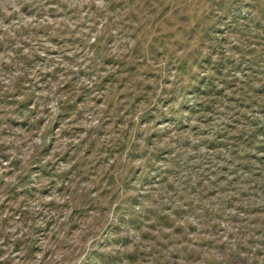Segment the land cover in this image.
I'll return each instance as SVG.
<instances>
[{
  "label": "rangeland",
  "instance_id": "1",
  "mask_svg": "<svg viewBox=\"0 0 264 264\" xmlns=\"http://www.w3.org/2000/svg\"><path fill=\"white\" fill-rule=\"evenodd\" d=\"M222 2L228 19L219 20L216 36L204 41L203 47L197 46L196 38L188 33L187 28L210 8L215 10L214 1L149 0L145 4L144 0H133L128 3L125 8L131 10L136 9L138 4L143 5L138 22L144 25L139 37L127 36L115 41L119 58L125 54L129 56L131 48L149 56V34L156 38L150 46L155 57L150 62L148 59L149 66L144 63L136 65L132 74L129 73L131 86L124 94L122 92L126 89H117L116 85L106 86L100 90L103 96L101 101L96 96H89L85 111L77 114L73 111L54 125L52 135L47 137L49 143L45 151L41 148L40 140L45 123L39 127L11 124V120L19 121L22 117L15 108V103L0 100V264H160L166 258L170 261H165L164 264H184L182 259L180 261L176 257L172 260L173 257H168L167 253L154 251L155 240L160 238L165 241L166 237L162 238L161 231L168 230L165 226L153 223L156 220L153 212H164L163 208L166 206V200L157 194L164 190L166 197L174 200L172 204L180 205L182 201L176 200L179 191L168 185L159 187L166 181L155 180L153 185L156 187L152 195L144 198L136 196L132 206L125 202L128 195L133 196L139 191L138 187L142 182L136 180V175L147 165L148 153L161 150L165 140H169L167 138H170V132L177 129L172 121L161 119L159 123L144 111L151 108L161 94V97H168L169 101L158 104L155 110L151 109V114L158 113V106L165 111L178 108L184 122L189 125L196 122L197 113H190L183 105L179 106L180 102L185 103V98H191L188 93L183 94L182 84L185 83L187 87L189 84L186 81H190L192 72L199 70L198 65L193 64V52L198 49L202 57L205 53L210 54L212 63L221 62L224 58L226 63L221 74L226 76L223 79L225 85L231 81V73L237 67L239 70L236 75L243 77L242 68L245 67L242 63L246 59L256 60L258 55L262 56L264 53V33L260 30L264 20L255 17L253 23L247 19L231 22L228 12L231 0ZM0 3L15 6L20 4L16 0H0ZM55 4L57 5H52ZM61 4L56 9L47 4L42 12L22 11L19 23L24 25L28 17L42 18L46 15L57 21L62 18L65 22H71V14ZM84 12L82 9V15ZM243 12L249 14L247 11ZM0 17L4 18L5 25L15 21H7L4 13H0ZM152 24L157 29H151ZM15 28H0V36L3 37L0 39V93L12 89L18 76L16 73L21 74L25 68L23 54L28 47L25 36L30 35L33 39L42 37L32 31H18L16 34ZM28 28L30 29L25 27ZM216 40H220L218 45ZM17 44L24 47L22 53L19 52L21 47H16ZM207 46L213 49L208 50ZM73 52L71 48L66 53ZM130 57L133 63L139 62L134 54ZM176 59L184 70L178 67ZM40 60L41 57L36 58L31 64V72L35 68L40 69ZM238 62L241 65L238 66ZM231 63L235 67H231ZM53 64L57 66V61ZM80 67L84 68V65ZM147 69L154 72V75L143 77L142 73L149 72H145ZM43 70L44 73L48 72L45 71L47 69ZM110 70L115 69L111 67ZM90 71L94 73L95 69L91 68ZM84 76L82 81L79 79L80 82H86L89 78ZM142 78L144 85L151 84L144 94L147 100L144 102L134 97L133 102L129 93H143L142 89L134 87V81ZM5 81L8 83H4ZM54 82L57 83L56 80ZM189 86L192 87V83ZM187 90L190 92V89ZM38 93L47 97L45 100L40 99V108L44 110L47 105L54 104L55 97L46 87H40ZM172 96L177 98L173 99ZM97 118H101V124L89 127L92 120ZM124 131L128 134L139 133L134 141L137 142L136 151L140 157H130L129 145L122 150L117 149V143L123 140ZM155 132L157 133L151 137V143H145V136ZM185 133L191 139L194 136L188 131ZM189 152L185 151V154ZM166 163L155 161L154 166L167 165ZM129 168L135 172L128 171ZM160 169L154 167L152 174H158ZM183 178L177 173L169 175L167 180L175 182ZM127 179L128 183H125ZM150 186L146 184L142 190L145 192ZM182 186L183 184L180 188ZM180 194H184V191H180ZM138 201H141L139 205ZM119 202L121 205L118 208L121 210H116ZM140 206L143 210H150L145 213L147 217L140 213ZM134 217L142 221V224L135 225ZM144 233L148 237H143ZM40 253H43V259L38 258ZM160 253L164 255L159 256ZM54 255H59L60 258L50 261L48 257Z\"/></svg>",
  "mask_w": 264,
  "mask_h": 264
},
{
  "label": "trees",
  "instance_id": "2",
  "mask_svg": "<svg viewBox=\"0 0 264 264\" xmlns=\"http://www.w3.org/2000/svg\"><path fill=\"white\" fill-rule=\"evenodd\" d=\"M16 1L20 3V12L14 13L10 18L4 14L7 21L15 19L17 22L12 25L16 27L15 33L32 31L43 38L25 36V44L28 46L23 54L25 68L17 76L12 89L0 93V100L15 103V108L22 117L19 121L11 120V124L39 127L45 123L40 134L41 148L45 151L49 143L47 137L52 135L53 126L73 111L76 114L85 111L89 96H96L101 101L103 96L100 90L112 85H116L117 89H126L123 94L127 91L131 86L129 73L132 74L136 65L144 63L149 66L150 60L155 57L150 46L156 38L149 34V56L131 48L129 56L125 54L119 58L115 41L121 37H139L144 25L138 22V16L144 9L142 4L132 10L125 8L133 0H102L99 6L95 3L81 4L77 0ZM148 1L144 0V3L147 4ZM212 1L215 3V10L210 8L187 28L188 33L196 38L199 47L205 46L204 41L214 39L216 29H219V20L228 17L222 0ZM53 3L59 6L55 4L54 9L60 8L62 3L61 6L71 14L72 21H63L58 28L51 25L38 29L29 26V30L19 23L22 11L42 12L47 4L50 7ZM244 8L248 10H242ZM82 9L85 11L83 15ZM243 11L249 14H244ZM228 12L231 22L235 23L238 19H247L253 23L255 17L264 20V0H231ZM256 25L259 26L258 23ZM151 29H157V26L152 24ZM260 30L264 33V25ZM93 37L95 43L90 42ZM219 42L220 40H216V45ZM46 44L53 46L45 47ZM71 48L74 52L70 55L66 52ZM23 49L24 47L19 48V52ZM207 49L213 48L207 46ZM133 54L138 57L139 62L133 63L130 57ZM258 56L256 60L248 57L245 60L247 63H242L246 68H242L243 77L236 75L238 67L233 68L231 81L225 85L223 79L226 76L221 74L226 63L224 58V62L221 60L212 63L210 54L205 53L202 57L198 49L193 52V64L198 65L199 70L192 72L190 81H186L187 85L192 83V87L182 84L183 94L188 93L191 98H185V103H179L186 111L198 114L192 125L180 118L178 108L165 111L158 106V113L151 114V109L155 110L158 104L169 101L165 95L161 97L160 94V98L152 104L153 108L144 111L159 123L161 119L172 121L177 129L170 132V138L165 140L161 150L148 153L147 165L136 175V180L142 182L138 187L139 191L133 196L128 195L125 203L132 206L136 196L144 198L152 195L156 187L153 185L155 180L166 181L159 187L168 185L179 191L176 200L182 201L180 205L172 204L174 200L167 198L163 190L157 195L166 200L164 212H153L156 217L153 223L168 229L161 231L162 238L166 237L165 241L160 238L155 240L154 251L167 253L168 257H173L172 260L177 257L184 264H264V53ZM39 57L40 69L35 68L31 72V64ZM55 60L57 66L53 64ZM177 64L184 70L179 60ZM239 64L241 65L240 62L238 66ZM232 66L234 65L231 63ZM111 67L115 70H110ZM91 68L95 69L94 73L90 71ZM43 69L48 72L44 73ZM149 72L142 73L143 77L154 75V72ZM84 75L89 78L86 82H80L79 79L82 81ZM134 83V87L142 89L143 93L136 95L130 92L129 98L132 96L133 102L135 99L146 102L144 94L151 84L144 85L143 78ZM40 87H46L55 97L54 104L47 105L44 110L40 108V99L45 100L47 97L38 93ZM185 131L192 133L193 138H189ZM123 133V140L117 143V149L122 150L129 145L130 157H140L136 151L137 142L134 141L139 133ZM156 133L147 134L144 142L150 144L151 137ZM202 148L207 151L201 153ZM185 151L190 152L185 154ZM155 161H166L167 165L154 166ZM154 167L161 168L158 174H152ZM128 171L133 169L129 168ZM177 173L184 177L183 180H167L169 175ZM125 183H128V179ZM146 184L152 187L144 192L142 189ZM181 184L183 188H180ZM182 190L184 194H180ZM140 203L138 201L137 204ZM120 205L121 202L115 209L121 210L118 208ZM146 211L150 210H143L140 206V213L144 216ZM133 222L135 225L142 224L136 217ZM150 225L154 226L152 223ZM143 237H148V234L144 233ZM163 253L159 256H163ZM165 261L170 260L166 258L160 264Z\"/></svg>",
  "mask_w": 264,
  "mask_h": 264
},
{
  "label": "clouds",
  "instance_id": "3",
  "mask_svg": "<svg viewBox=\"0 0 264 264\" xmlns=\"http://www.w3.org/2000/svg\"><path fill=\"white\" fill-rule=\"evenodd\" d=\"M65 2H67V0H65ZM77 2L81 3V4H91V3H95L97 6L100 5V3L102 2V0H77ZM50 7H56L55 5H50ZM20 12V8L18 6H15L13 4H3L0 3V13H4L5 16L7 17H12V15L14 13H19ZM14 23H17L16 21H10V23L8 25L4 24V18L0 17V28H4L5 30H7L9 27H12V25ZM63 23V20L61 18L60 21L54 20L51 16H44L42 18H37V16H31L28 17L27 22L22 25V27H31V28H41V27H47L49 25L53 26V27H60V25ZM70 27H74V25H70ZM13 35H15V33H13ZM43 38V37H41ZM0 39H3L2 36H0ZM91 43H95V38L93 37V39L90 41ZM22 45L17 44L16 47H21ZM45 47H51V45L46 44ZM41 55H44V53H41ZM71 55V54H70ZM75 70V69H73ZM16 75H19V73H16ZM4 83H8V81H5ZM105 123H107V121H105ZM101 124V118H97L92 120L91 124L89 125V127H96L98 125ZM37 143H39V141H37ZM207 151L206 149H200V152L203 153ZM109 163H113V161H109ZM207 183V182H205ZM169 195H171V193H169ZM205 195H207V193H205ZM50 199V198H49ZM212 199H215V197H212ZM14 231V229H13ZM227 239V237H225V240ZM53 251H55V249H53ZM38 258L39 259H43V253L38 254ZM59 255H54V256H49L48 259L50 261L52 260H56L59 259Z\"/></svg>",
  "mask_w": 264,
  "mask_h": 264
}]
</instances>
